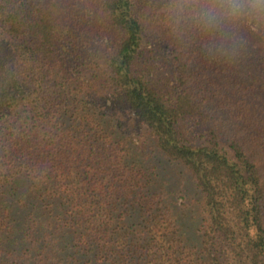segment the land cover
<instances>
[{
  "label": "trees",
  "instance_id": "trees-1",
  "mask_svg": "<svg viewBox=\"0 0 264 264\" xmlns=\"http://www.w3.org/2000/svg\"><path fill=\"white\" fill-rule=\"evenodd\" d=\"M170 2L0 0V264H264V21Z\"/></svg>",
  "mask_w": 264,
  "mask_h": 264
},
{
  "label": "clouds",
  "instance_id": "clouds-1",
  "mask_svg": "<svg viewBox=\"0 0 264 264\" xmlns=\"http://www.w3.org/2000/svg\"><path fill=\"white\" fill-rule=\"evenodd\" d=\"M168 10L177 20L221 30L225 21H264V0H171Z\"/></svg>",
  "mask_w": 264,
  "mask_h": 264
},
{
  "label": "rangeland",
  "instance_id": "rangeland-1",
  "mask_svg": "<svg viewBox=\"0 0 264 264\" xmlns=\"http://www.w3.org/2000/svg\"><path fill=\"white\" fill-rule=\"evenodd\" d=\"M186 187H187V190H188V192L191 190L190 189V185L189 184H186Z\"/></svg>",
  "mask_w": 264,
  "mask_h": 264
}]
</instances>
